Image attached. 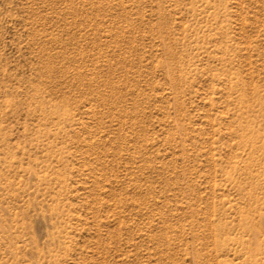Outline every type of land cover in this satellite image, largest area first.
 <instances>
[{"label": "rangeland", "instance_id": "374dc122", "mask_svg": "<svg viewBox=\"0 0 264 264\" xmlns=\"http://www.w3.org/2000/svg\"><path fill=\"white\" fill-rule=\"evenodd\" d=\"M0 264H264V0H0Z\"/></svg>", "mask_w": 264, "mask_h": 264}]
</instances>
